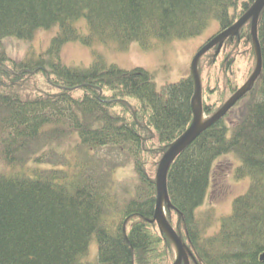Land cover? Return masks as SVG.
Wrapping results in <instances>:
<instances>
[{
	"label": "trees",
	"instance_id": "1",
	"mask_svg": "<svg viewBox=\"0 0 264 264\" xmlns=\"http://www.w3.org/2000/svg\"><path fill=\"white\" fill-rule=\"evenodd\" d=\"M255 2L0 0V264H174V244L154 221L157 180L147 158L160 150L158 171L170 144L191 126V76L159 93L147 69L123 70L99 59L90 67H69L60 53L70 42L123 50L134 42L146 48L155 41L197 38L212 23L224 31ZM260 16L261 75L168 174L167 219L192 253L191 264H264V10ZM58 25L45 53L14 60L1 47L6 38L27 41ZM230 45L251 48L256 67L248 23L219 55L214 48L200 59L201 82L202 61L210 56L217 64ZM227 59L221 68L228 73L235 59ZM222 81L230 97L242 88L225 75ZM224 91L218 90L221 106L204 103L202 82L204 114L222 109ZM236 107L242 108L235 121L227 122ZM152 134L159 149L146 147ZM230 153L241 160L235 176L249 178V188L210 234L197 212L209 193L214 163ZM121 170L128 171L122 179ZM93 239L99 246L94 261Z\"/></svg>",
	"mask_w": 264,
	"mask_h": 264
},
{
	"label": "rangeland",
	"instance_id": "2",
	"mask_svg": "<svg viewBox=\"0 0 264 264\" xmlns=\"http://www.w3.org/2000/svg\"><path fill=\"white\" fill-rule=\"evenodd\" d=\"M82 25L86 23L82 20ZM60 26H53L48 29L38 30L31 40L23 41L15 38H6L2 41L1 47L6 49L7 54L14 60H22L28 53H45L53 40L59 33ZM219 24L212 23L208 29L197 38L187 40H176L172 43L156 42L149 47L142 48L139 43L134 42L128 48L121 50L116 45H94L87 47L79 42H70L65 44L61 50L62 62L66 66H85L90 67L95 61L102 60L107 65H118L121 69L133 70L135 68L147 69L151 74L155 75L154 83L159 93H163L164 89L170 84H178L182 79L191 76V64L193 58L198 54L200 49L205 46L211 38L220 32ZM85 31V30H84ZM211 52V51H210ZM213 53V52H212ZM234 57V64L228 73L223 70L222 60ZM209 56L202 61V82L204 103L209 105L216 104L221 106V100L218 90L225 89L222 79L224 75L230 81L232 80L240 88L250 79L254 72L255 60L253 58L252 49L247 45H230L222 52L217 64L210 63ZM221 80L217 78L220 77ZM201 79V77H200ZM44 82V81H43ZM224 99L229 100L230 94L225 92ZM224 100V101H225ZM241 105V104H240ZM242 107L234 109L227 122L235 121L234 116L239 113ZM204 116V120L209 119ZM150 146L159 149L157 138L152 134L150 136ZM160 150L149 156L148 170L152 177L156 175V165L160 161ZM241 160L237 155L232 153L220 157L215 163L211 174V185L206 201L198 209L197 216L200 221L208 222L210 227L208 233H216L221 219L231 215L233 204L237 197L245 194L249 188V178L239 179L235 176L237 167L240 166ZM1 169V166H0ZM128 175V171L121 170L118 173L120 179L122 176ZM173 222L178 225L177 215L173 214ZM180 227V226H179ZM89 257L92 261L97 259L98 248L97 242L93 239L90 243Z\"/></svg>",
	"mask_w": 264,
	"mask_h": 264
},
{
	"label": "water",
	"instance_id": "3",
	"mask_svg": "<svg viewBox=\"0 0 264 264\" xmlns=\"http://www.w3.org/2000/svg\"><path fill=\"white\" fill-rule=\"evenodd\" d=\"M263 10L264 0H256L254 6L249 10V12H247L235 25L229 27V29L218 32L217 35L211 38V40L200 49L198 54L192 60L193 62L191 64L190 72L192 82H194V96L191 100L193 114L191 126L181 135L177 141L170 144L169 148L162 157L156 174L157 203L154 211V221L159 224L162 232L166 233L171 242L174 244L177 254L174 264H190V258L193 260L194 257L192 253L187 251L178 232H176L167 219L165 205L167 204L168 207L172 206L171 201H169V193L167 190V178L171 170V165L177 159V157L181 155V153L191 147L192 143H194L204 131L212 127V125H214L216 122L222 120V118L226 117L233 107L240 103V101L251 92L250 90L253 88V85L256 83L263 70V58L261 55V47L258 37V23L261 17L260 14ZM248 23H250L251 36L253 37L254 48L256 49V70L250 77L249 81L227 101L221 110L216 112V114H214L211 118L204 120L205 114L204 104L202 103V82L200 79V71L198 69L200 59L214 48L218 49L217 55H219L224 42L228 40L230 36L239 33L240 30ZM260 260L264 262V254L261 255Z\"/></svg>",
	"mask_w": 264,
	"mask_h": 264
}]
</instances>
